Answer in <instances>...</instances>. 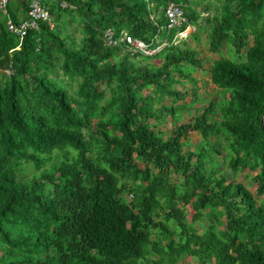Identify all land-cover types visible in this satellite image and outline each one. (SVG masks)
Instances as JSON below:
<instances>
[{"label": "trees", "instance_id": "trees-1", "mask_svg": "<svg viewBox=\"0 0 264 264\" xmlns=\"http://www.w3.org/2000/svg\"><path fill=\"white\" fill-rule=\"evenodd\" d=\"M9 1L14 22L11 1L27 17L24 0ZM42 2L54 28L38 22L22 39L0 12V66L13 69L0 75V264H264V198L236 178L255 171L264 192V0ZM170 2L210 52L244 56L210 63L220 97L195 113L165 102L204 68L166 28ZM107 29L163 46L131 55L105 45ZM192 131L200 140L185 149Z\"/></svg>", "mask_w": 264, "mask_h": 264}, {"label": "rangeland", "instance_id": "rangeland-1", "mask_svg": "<svg viewBox=\"0 0 264 264\" xmlns=\"http://www.w3.org/2000/svg\"><path fill=\"white\" fill-rule=\"evenodd\" d=\"M210 11H212V9ZM1 17H5V16L2 14ZM193 31L194 29H191L189 34L191 35ZM70 32L74 36L79 35V25L76 22L70 25ZM190 35L187 36L184 40L188 43V45L192 49L197 51L198 56L200 57L201 63L204 68L202 69L195 68L190 75L191 79L184 81V82L177 83L175 85V88H177L178 90L185 91L184 97L179 99L176 103H173L171 98L166 99L165 102H166V105H169V104L174 105V106L180 105V107L181 105H184L185 108L191 107L192 112L195 113L197 108H200L203 105L208 104L210 100H215L220 97L221 90L216 88L215 85L210 81L209 73L206 71V69L210 66V63L214 59L221 57V56H226L232 59L233 61L235 60V62H240L244 59V56H241L240 58H238L237 54H235L233 50L227 46H222L218 53L210 52L206 44L207 40H206V35H205L204 30L199 32L198 34L199 38L197 40L195 37H193L192 35L190 36ZM151 58H153V55H151L149 59ZM134 60H137V58H134ZM153 61L157 64H160V61L158 59H153ZM138 63L141 66H143L145 61L139 60ZM62 78H63V81H65L68 84L67 87L69 88L72 95H75V91L77 89V82L69 81V79L64 76H62ZM102 86L104 87V84ZM193 87H197V92H193L194 91ZM187 117H188V114L184 113L183 120L185 121ZM172 124H173V121L171 120L170 115H167L166 117H164V119L161 120L159 126L163 128V130L165 129L168 130L170 126H172ZM187 138H188V142L185 145V149L187 148L193 149L194 145L200 140V136L195 131L190 132ZM223 169L227 172L228 166L223 165ZM34 173H35V170L33 169L31 164H23L22 169L19 172V176L25 179V178H29V176H31ZM255 173H256L255 171L253 172V171H249L246 169V170L237 172L236 178L237 180L244 182L247 190L253 192L254 194L260 193L259 194L260 197L264 198V192L262 188H260V185L257 183V181L252 182L250 179L252 176L255 175ZM127 198H130V196L128 195ZM185 210L187 211V218L192 220V215L194 212L193 209L187 204L185 206ZM192 225L198 230L202 231L205 225H207V223L204 220L202 221L193 220ZM152 238L155 239L156 237L153 236ZM186 259L189 260L190 263L193 262V260L190 257H186Z\"/></svg>", "mask_w": 264, "mask_h": 264}, {"label": "built area", "instance_id": "built-area-1", "mask_svg": "<svg viewBox=\"0 0 264 264\" xmlns=\"http://www.w3.org/2000/svg\"><path fill=\"white\" fill-rule=\"evenodd\" d=\"M27 5V17L19 22H14L10 17L6 19V26L10 33L22 39L31 28H37L38 22L45 23L50 29L54 28V22L44 7L42 0H24ZM9 0H0V12L8 16ZM66 6L65 3L61 4ZM68 7L71 8L69 5ZM163 14L166 19V28L175 30L178 39H185L193 27L187 23L182 7L174 2L163 7ZM153 19V18H152ZM104 42L107 46H118L127 50L131 55L141 54L151 56L156 54L163 46L157 36H152L148 40L136 38L132 34L121 31L119 36L114 34L112 29L104 32ZM13 72L12 63L0 66V75L9 77Z\"/></svg>", "mask_w": 264, "mask_h": 264}, {"label": "crops", "instance_id": "crops-1", "mask_svg": "<svg viewBox=\"0 0 264 264\" xmlns=\"http://www.w3.org/2000/svg\"><path fill=\"white\" fill-rule=\"evenodd\" d=\"M10 2V1H9ZM17 9V10H16ZM11 10H16V14H17V17L19 18V20H21L23 18V10L19 7H17V3H13L11 1ZM2 14V13H1ZM7 17H10V14H8V16L5 15V18L7 19ZM25 18V17H24ZM12 19V18H11Z\"/></svg>", "mask_w": 264, "mask_h": 264}, {"label": "water", "instance_id": "water-1", "mask_svg": "<svg viewBox=\"0 0 264 264\" xmlns=\"http://www.w3.org/2000/svg\"><path fill=\"white\" fill-rule=\"evenodd\" d=\"M263 116H264V114H263ZM262 120H263V117H262Z\"/></svg>", "mask_w": 264, "mask_h": 264}]
</instances>
